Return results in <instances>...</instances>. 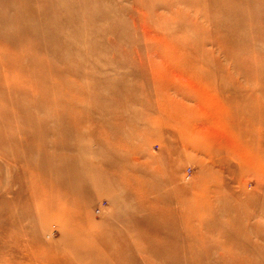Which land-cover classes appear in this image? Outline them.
Returning a JSON list of instances; mask_svg holds the SVG:
<instances>
[{"label": "rangeland", "instance_id": "rangeland-1", "mask_svg": "<svg viewBox=\"0 0 264 264\" xmlns=\"http://www.w3.org/2000/svg\"><path fill=\"white\" fill-rule=\"evenodd\" d=\"M14 1L15 6L21 8V13L19 21L15 22L17 27L13 24L12 28L4 31L8 41H0V55L3 56L0 58V82L5 79L9 64H13L15 68L7 74H10V80L19 82V86L14 87V94L25 90L33 95L37 93L32 91L30 84L20 79L27 73H21L16 68L18 64H27L29 58H32L27 50V53L21 55L22 51L19 49L22 43L31 42L36 47L38 44H46V48H39L40 53L48 58L51 57L52 50L59 56L68 55L70 58L64 59L63 63L70 64L72 68L76 61H84L79 67L81 72L77 71L82 74H76L67 72L63 63L55 58V66L63 70L61 75L65 78L64 88H61L64 97L61 96L60 108H67L73 103L68 89L79 90L84 87L85 81H88V85L96 84L92 90L93 95L90 96L93 103L88 106L89 100L80 98L83 107L73 110L63 120L64 124H71L74 117L79 120L78 116L83 109L85 112L89 110L86 112L89 117L82 120V123L86 122L85 126L72 136L78 140L86 139L82 141L94 137L89 142L87 154L102 165L105 178H110L98 189L90 184L79 188L71 181L65 187L67 192L82 198L86 196L88 203L81 211H77V206L72 202L60 204L63 210L60 212L58 207L57 213L62 215H55L65 219L61 222L56 216L49 219L42 216L41 205L34 202L33 193L41 188L44 195L51 196L56 202L62 201L64 189H59L57 182L63 181L62 165L68 156L61 154L57 161L60 162V167L49 164L47 168L42 153H39L40 148L33 146L30 149L32 152L27 151L19 142V130L10 129L4 123L6 115L1 111L0 97V264H127L126 259L130 260L134 253L137 255L133 248L128 253L124 251L121 259H118L113 254L114 251L90 245L88 237L77 235V231H85L87 234H118L124 231L150 234L138 243V247L144 248L145 253L155 258L170 254L175 262L189 261L188 256L194 252L205 255L204 259L196 260L195 264H233L226 257L234 251L249 250L253 256L258 257L264 254V248L262 251L256 248L257 244L264 245V153L260 154L259 162L247 170L245 163L225 152L209 154V151L190 146L187 151L174 154L171 146H176L177 142L166 133L170 127L167 128L165 124L150 128L147 124L136 125L134 128H139L140 134L132 136L130 127L123 124L126 121L123 115L128 106L140 105L108 99L110 94L121 89L118 83L123 79L131 84L133 80L139 87H144L146 92L152 91V85L160 81L150 73L145 79L134 74L125 76L124 71L130 73L139 69V65L130 63L125 55L123 64L114 62L108 38H117L121 45L127 44L130 38H141L151 27L137 19V30L130 15H139L145 19L148 15L154 20V25H157V16L167 9L164 6L158 10L146 6L147 8L138 10L136 0H55L56 5L49 7L40 0H29L25 5L24 0ZM157 3L159 6L164 1ZM2 6L0 3V17L4 15ZM256 6L264 8V0H258ZM209 13L219 15L214 8H210ZM10 14L15 13L12 11ZM204 14L205 9L202 15ZM209 28L215 31V26L209 25ZM185 35L196 37L190 28L182 31V36ZM208 37L209 35H204L206 44L197 45L208 54L200 59L206 67L213 64V69L217 71L220 70L221 59L224 60L225 48H221L218 36L211 40H207ZM14 42L15 46L12 44ZM256 46L259 54L264 53V40L258 39ZM108 47L110 51L105 49ZM117 53L122 57L120 52ZM260 56L264 66V54ZM237 59L240 61V57ZM257 60L260 63L258 57ZM146 71L150 70L147 68ZM85 73L90 75L86 77L83 75ZM241 82L252 87L255 85V81H247L242 75ZM188 90V104L194 108L199 106L200 109V114L193 123L197 122L205 132L220 137V128H225L220 120V95L207 88L201 93L195 89ZM246 90V94L250 93ZM105 93L108 98L104 96ZM262 94L264 95V87ZM97 104L105 111L99 112ZM241 108L242 106H238L242 111ZM253 123L264 127L262 122L254 120ZM30 131L33 132L34 128H30ZM115 132L122 136L117 142L112 140ZM61 136L63 137L62 134ZM7 138L13 144L5 141ZM48 140L47 143L52 144L51 139ZM133 148L137 150L134 155L140 160L135 165L130 161L133 153L129 151ZM32 155L35 158L32 159ZM173 170L176 171L173 173ZM73 173L74 170L69 175L75 176ZM168 173L172 177L176 175L179 186L185 188V192L183 188H177L173 179L166 181ZM64 207H71L70 211L75 209L74 214L77 211L82 218H89L90 223L72 222L67 216L68 209L66 212ZM66 222L73 233L64 225ZM190 236H196L192 247L189 243ZM102 252V259L89 256L90 253L101 255Z\"/></svg>", "mask_w": 264, "mask_h": 264}, {"label": "bare ground", "instance_id": "bare-ground-1", "mask_svg": "<svg viewBox=\"0 0 264 264\" xmlns=\"http://www.w3.org/2000/svg\"><path fill=\"white\" fill-rule=\"evenodd\" d=\"M27 1L29 0H24L25 3L23 5ZM159 1L136 0L135 2L136 5L138 4L136 7L138 10L147 7L157 8L158 10L162 6L167 9L165 13L157 16L155 21L157 25H154V20L148 15L146 19L139 15H130L137 30L139 28V25L136 23L137 19H141V22L151 27L150 31L148 30L149 32H144L143 37L130 38L125 45H121L117 38H108V41L111 45L114 62L123 64V56L125 55V59H128L130 63L139 65V69L130 73L124 71L125 76L134 74L140 75L145 79L150 73L151 76L159 78L160 81L152 85V91L146 92L144 87H139L133 80L131 84V82L129 83L123 79V81L121 80L118 83L121 89L110 94L111 99L108 98L106 93L104 96L110 101L121 102L123 100L127 104L132 102L140 105L139 107H133L135 104L131 105V107L127 105L126 113L122 114L126 120L123 124L130 127L132 136L140 134V129L134 128L136 125L147 124L148 128H150L158 124H165L167 128H171L166 133L171 137L173 136L177 142L176 146H171L172 153L185 152L190 146L209 151V154L218 151L219 153L225 152L226 155L236 157L245 163L246 170L247 168L250 169L252 165L259 162L260 154L264 153V137L262 136L264 134V127L255 126L253 123L254 120L264 123V95H261V90L264 87L262 85L264 83V66L261 63L262 56H260L264 53L261 52L259 54L256 48L257 40H264V8L256 6L258 0H163L164 3L158 6L157 2ZM40 2L46 4L47 7L56 5L55 0H40ZM0 3L3 5L1 10L4 13L0 17V41L5 42L8 41V38L5 36L4 31L12 28V25H15V22L19 21L21 8L15 6L14 3L16 2L14 0H0ZM202 7L205 9L204 15H202L204 12ZM210 8L218 11L219 15L210 14ZM12 11L15 13L14 15L10 14ZM207 22L209 23L205 26ZM209 25L215 26V31H212L213 29L209 28ZM188 28L193 30L194 35H196L195 38L187 37V35L182 36V31L188 30ZM204 35H209L207 40L218 36L221 48H225L223 51L224 60L221 59L220 61V70H214L213 64L210 67H206L205 63H202L200 59L208 55L204 51V48L197 46L200 43L206 44ZM12 44L15 46V42ZM78 44H81V42ZM27 46L30 48L28 49ZM86 46L90 47L87 44ZM41 47L46 48V44L43 46L38 44V47H36L31 42L22 43L19 49L22 51L20 52L21 55L28 51V54L32 55V58H29L27 64H18L16 66L17 71L27 73L25 77L20 79L30 84L32 91L37 93L34 95L30 94L26 92L25 88V92L14 94V87L19 86V82L9 79L10 74L7 73L10 72L9 70L15 68L13 64H9L5 72V79L0 82L1 111L6 115L4 116V123L10 129L19 130L21 133L19 142L23 147L28 149L27 151L32 149L31 147L33 146L40 148L39 153L40 155L42 153V159L45 160L47 168H49V164L53 167H60V162L57 161L61 154L68 156L62 165L64 168V173L62 172L63 181L59 180L60 182H57L59 189H64L62 201L56 202L51 196L44 195L41 188L36 189L33 193L34 202L41 205L40 213L42 216L47 219L56 216L61 222V220L64 221L65 219H60L59 216L61 217L62 214L59 215L57 213L58 207L60 208V212L63 210L60 204L72 202L74 206H77V211H81V208L88 203L86 196L82 198L77 194L72 195L67 192L68 190L65 187L71 181L76 186L78 185L79 188H84L90 184L95 189H98L104 186V183L109 181L110 177L106 179L102 173V171L104 172L102 165L96 163L91 155L87 154L89 142L94 140V137L89 138L88 141H82L86 139L78 140L75 136H72L80 132L79 130L85 126L86 122L82 123V120L89 117L86 113L89 110L87 109L85 112L83 109L78 116L79 120L78 118L76 120L74 117V122L71 124L69 122L68 124H64L63 120L73 110H79L83 107L80 98L85 97L84 99L89 100L87 102L88 106L93 103L90 96L93 95L92 90L93 87H96V84L92 83L88 85V81H85L84 87L79 90L68 89L73 103L67 108L61 109V96L64 97L61 94V88H64L65 78L64 75H61L63 70L55 66V60L58 59L63 63L64 59L70 57L68 55L59 56L55 50H52V55L48 58L40 53L39 48ZM105 49L110 51L109 47ZM117 52H120L122 57ZM2 57L0 55V58ZM230 57L232 58L230 59ZM239 57L240 61L237 59ZM257 57L260 59V63ZM196 58L197 61L195 62ZM83 63L85 62L82 60L76 61L74 68L70 64L63 63V67L67 72L82 74L79 73L81 72L79 67ZM147 68L150 70L149 72L146 71ZM83 75L88 77L90 74L85 73ZM241 75L247 81H255L254 87L241 82ZM206 88L216 95H220V120L225 127L224 129L220 128V137H217V134L213 135L205 132L201 125L196 124L197 122L193 123L194 119L199 116L200 109L199 106L194 108L188 104V89H195L201 93ZM246 89L250 93L246 94ZM239 90L246 91L240 92ZM82 94L83 96H79ZM238 106H242V111L238 109ZM97 108H99V112L105 111L100 105ZM30 128H34V131L31 132ZM48 138L51 139L52 144L47 143L49 141ZM121 138L120 133H113V141L117 142ZM52 139H55V141ZM5 141L13 144L10 138H7ZM98 141H101L100 138H98ZM135 151L137 150H134V148L132 151H129L133 153L130 161L134 165L140 161L134 155ZM33 158L35 157L33 156ZM73 170L75 176L72 177ZM175 171L173 170V173ZM168 174L166 181L173 179L176 182L177 188L182 189L183 187H180V183L176 180V175L174 174L172 177ZM182 190L186 191L185 188ZM67 209V207H64L66 212ZM69 209L67 216L69 215L68 218L72 222L78 224L82 222L83 224L90 223L89 218H82L77 211H75V214L73 213L75 209L71 211ZM24 214H26L25 211ZM67 223L64 225L67 226ZM69 225L72 226V224ZM18 233L22 234L23 232L18 231ZM70 233H73V231L70 230ZM78 234L87 236L90 245L100 246L107 251H114L113 254L118 256V259H121L124 251L128 253L134 248L137 255H134V253L130 260L126 259L125 263L127 264H195L196 260L205 258V255L198 254V252L190 254L188 256L189 261L183 262L173 261V256L170 254H162L160 258H155L149 253H145L144 248L138 247V243L140 244L150 234L133 233L130 231L118 234L112 232H90V234H87L85 231L83 233L77 231ZM195 242L196 236H190L189 243L191 247ZM256 248L262 251L264 245L257 244ZM121 249L122 251H120ZM248 251L230 252L226 258L233 262V264H264L263 253L258 257L253 256ZM89 256L102 259L104 252L101 255L99 253H90Z\"/></svg>", "mask_w": 264, "mask_h": 264}]
</instances>
